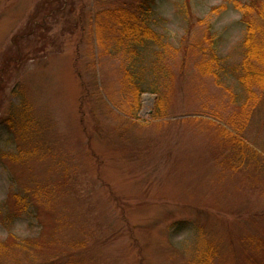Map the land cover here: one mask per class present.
I'll use <instances>...</instances> for the list:
<instances>
[{
	"label": "rangeland",
	"instance_id": "374dc122",
	"mask_svg": "<svg viewBox=\"0 0 264 264\" xmlns=\"http://www.w3.org/2000/svg\"><path fill=\"white\" fill-rule=\"evenodd\" d=\"M108 4L0 0V264H191L200 240L215 245V264H264V169H231L209 123L224 125L210 116L230 104L180 51L167 63L165 114L154 117L151 44L133 69L147 90L128 114L121 52L101 51L91 25ZM153 5L150 25L174 48L210 24L227 68L220 81L239 94L231 68L244 33L229 0ZM25 101L39 129L15 142L2 120ZM255 113L242 137L263 154L264 107ZM17 145L38 153L14 161ZM24 190L28 210L8 218L11 193Z\"/></svg>",
	"mask_w": 264,
	"mask_h": 264
},
{
	"label": "trees",
	"instance_id": "16d2710c",
	"mask_svg": "<svg viewBox=\"0 0 264 264\" xmlns=\"http://www.w3.org/2000/svg\"><path fill=\"white\" fill-rule=\"evenodd\" d=\"M105 1L109 4L106 8L96 10L94 16L90 18L91 25L101 51L107 55L110 49L117 53L121 52V63L116 70L119 71V88L125 98L123 100L125 109H129L128 114L137 115L136 112L141 108V95L145 89L147 90L143 87L146 81H141L137 71L133 70L138 62L140 66L142 65V61L138 60L141 55L140 48L145 49L151 44L157 48L154 51L152 63H149V70L155 76V83L149 87V90L156 94L152 109L154 117L165 114L168 105L166 98L171 94L173 82L167 63L171 57L181 51V55L189 57L193 68L201 76L212 78L216 87L220 88L226 98L225 105L228 107L230 104L228 114L225 115L220 110L219 115L210 116L221 120L226 127L209 121L212 126L216 125L218 137L226 142L228 151L232 153L231 157L227 156L226 163L231 169L237 167L240 169L242 166L245 168L254 166L256 170L264 169V153L251 147L242 137L253 114H256L255 111L264 107V0H246L245 2L229 0L232 7L241 15L240 21L243 24L244 33L240 43L242 58L231 68L233 77L241 87L239 94L223 86L220 81L221 73L227 68L222 65V58L217 49V35L211 30L210 24H203L204 27L193 38L183 36L178 43V48H174L165 43L150 25L149 14L155 0ZM2 123L13 135L15 142L17 139L27 141V138H32L31 135H35L39 129L36 128L39 125L35 124L31 117V108L26 101L21 106L15 107L14 111L7 112ZM16 149L18 152L14 156V161L19 158L24 160L38 153L28 147L24 150L22 145H17ZM6 155L1 154V157ZM31 194L25 190L11 193L10 201L6 203L5 216L13 219L26 212L30 205ZM32 243L31 240L27 241L30 246ZM3 247L8 248V245L0 242V250ZM196 249L195 258L191 264H215L214 257L217 252L215 245L208 242L202 243L200 240L199 248ZM53 264L80 263L65 261Z\"/></svg>",
	"mask_w": 264,
	"mask_h": 264
}]
</instances>
